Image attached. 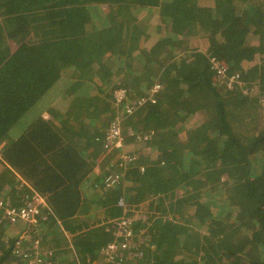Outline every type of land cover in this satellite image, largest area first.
I'll list each match as a JSON object with an SVG mask.
<instances>
[{
  "label": "trees",
  "instance_id": "16d2710c",
  "mask_svg": "<svg viewBox=\"0 0 264 264\" xmlns=\"http://www.w3.org/2000/svg\"><path fill=\"white\" fill-rule=\"evenodd\" d=\"M164 26L168 40L159 38ZM204 36L198 51L193 42ZM143 41L154 44L136 54ZM174 42L189 44V55ZM157 84L155 103L126 119L123 147L106 149L124 109L116 92L136 102ZM0 170V198L10 206L33 203L36 193L46 203L37 227L22 222L10 236L0 225V264L26 236L45 254L65 246L62 264H92L122 218L137 233L122 254L141 259L123 264H264V0L212 8L198 0H0ZM114 174L120 182L109 187ZM134 174L136 192L123 194ZM174 191L184 194L181 215L169 219L166 206L141 234L147 225L128 204L155 209V197ZM98 211L115 218L74 255L65 232Z\"/></svg>",
  "mask_w": 264,
  "mask_h": 264
},
{
  "label": "built area",
  "instance_id": "2783aa9c",
  "mask_svg": "<svg viewBox=\"0 0 264 264\" xmlns=\"http://www.w3.org/2000/svg\"><path fill=\"white\" fill-rule=\"evenodd\" d=\"M220 68L226 71L224 67ZM232 80L234 81V79ZM231 81L229 82L230 87L233 86ZM160 88L161 85L157 84L150 92H147L148 94L145 97H142L136 102L135 100H131L126 103H124L126 94L125 89L116 92L118 105H121L124 109L122 111L118 110L116 117L110 123L105 140L106 149L123 147V131L126 119L134 114L139 107L143 106L146 102L152 101L155 103L154 96ZM125 157L127 156L125 155ZM119 180L120 178L117 174L109 175L106 177L105 183L109 187H114L120 182ZM44 205H46V203L43 197L38 193H36L35 201L33 203L21 206H10L5 199L0 198V225L4 227L7 226V229H11V227H17L20 226L22 222H26L29 224V229L37 227L42 212L41 206ZM116 226H114L115 235L113 239L108 242L102 250V254L105 256L104 264H123L131 258H135L133 255L127 254L124 256L122 254L124 251H129L127 249L133 244L131 241L133 242V239L137 236V233L131 228V221L127 218H122ZM26 232H23L21 239L25 237ZM27 239L28 236L24 238L26 244L22 248L14 250L10 257L9 264H62L56 259V256L51 251L46 254L42 253L41 249H39L40 244L38 240L31 244ZM121 255H123V258L120 257Z\"/></svg>",
  "mask_w": 264,
  "mask_h": 264
},
{
  "label": "rangeland",
  "instance_id": "374dc122",
  "mask_svg": "<svg viewBox=\"0 0 264 264\" xmlns=\"http://www.w3.org/2000/svg\"><path fill=\"white\" fill-rule=\"evenodd\" d=\"M166 1V0H165ZM201 3H202V7H216V5H217V0H202L201 1ZM105 7V6H104ZM157 16H159L158 14H156L155 15V17H157ZM154 16H152V19H156ZM154 30H152V32H153ZM151 32V33H152ZM168 36H170L169 35V28L168 27H166V26H164V28H163V30H162V32H161V34L159 35V38H165V37H168ZM145 37H143L142 38V40L144 39ZM171 39H173V38H171ZM205 41V36H204V38L203 39H199V38H197V40H195L193 43H194V46L196 47V48H198L197 50L198 51H200V45H202V43ZM147 41H143V42H140L139 44H140V47H141V49L140 50H138V51H136V54H139L140 55V52L142 53V47H144V46H147ZM190 48V47H189ZM189 48H184V49H177V50H175V52H181V50L183 51L182 53H183V55L184 56H186V55H189V52H190V49ZM189 51V52H188ZM62 56V55H61ZM59 60L61 61V58H59ZM62 60H63V56H62ZM64 75L66 76V77H68L69 76V74L71 73V68H67V70H65L64 72ZM70 78V77H69ZM245 92H246V90H245ZM95 95H97L98 97H99V95L98 94H95ZM94 96V95H93ZM32 116V115H31ZM46 116H48V114L46 115ZM29 120V117H27L26 118V121H28ZM26 121H22V122H20L18 125H23ZM192 129V127H191V125H189L188 127H187V131L189 132L190 130ZM170 138V137H169ZM134 157H136L137 158V156H134ZM96 172H97V174H99L100 172H101V170H100V168L99 167H96ZM1 171V170H0ZM198 179H200V177L198 178ZM197 176H195L192 180H195L196 182H193V184H196L197 183ZM132 180V185L131 186H128V182H127V180H123V182H122V193L123 194H125V193H127V192H129V190H131L132 191V193H135L136 191H135V186L138 184V176L137 175H133V176H131L130 177V181ZM203 180H204V178H203ZM226 181V179H224V178H222L220 181H216V182H219L218 184L219 185H221L223 182H225ZM214 185H215V183H207V188H212V187H214ZM131 187L133 188V189H131ZM21 188V186L19 187V189ZM130 188V189H129ZM176 190H178V189H176ZM179 191V190H178ZM178 191H174V192H171V193H169L168 195H161V196H157V197H155V200H156V202H155V206H159L158 208H155V209H150V206H149V201H142V202H135L134 200H133V202H131V203H129L128 204V209L129 208H131L132 210H134V212H135V214L137 215V218L138 219H142V222H144V224L145 225H147V226H144V227H142V228H140L139 229V232H141L142 234H144V233H147V234H149L148 232V229H149V226L152 224H154L156 221H158L159 219H162V218H164L165 216H164V213H160V212H163V210H165L166 209V206H167V210H168V216H169V219H175V217H179L180 215H181V212L179 211V209H180V205L178 204V198H180V197H182V196H184V194L182 193H179ZM3 192V191H2ZM17 192H18V190H17ZM3 194H5V192H3ZM165 196H167V198L165 199V202H164V198H165ZM160 201H162V205H160L159 204V202ZM146 204V205H145ZM114 212H116V211H113V209H112V211H111V213L109 214V215H112V214H114ZM193 212L192 211H186V215L188 214V216L189 217H187L186 219H191L190 217H193L192 214ZM92 215H95V217H93V218H91L90 220H88V223L87 224H82V227L81 228H79V229H89L90 227H96V226H99L100 224H102V223H104V220H102L101 218L103 217V215H101V212L100 211H98L97 212V214L96 213H91ZM43 218H44V216L43 215H41L40 216V220H43ZM49 218H50V220H55V217H54V215L53 214H49ZM56 220H58L59 221V219H57L56 218ZM192 221V220H191ZM193 221H195V218H193ZM3 227V226H2ZM6 228V232L7 233H9V235L10 236H14L15 234H14V232H13V230L12 229H7V226L5 227ZM16 228H18V227H16ZM63 229V228H62ZM61 229V230H62ZM19 229H15V231H18ZM63 231V230H62ZM81 231V230H80ZM64 232V231H63ZM77 232H78V229L76 230V231H73V232H71V231H67V235H68V238H71L72 239V235H75V234H77ZM206 232H208L207 231V229H201V233H206ZM8 235V234H7ZM74 244V246L76 247V249H77V246H79V245H75V242L73 243ZM63 249H66V247L64 246L63 247ZM63 256L65 257L66 256V254H63ZM131 261H139V260H141V259H139V258H137V257H135V258H131L130 259ZM59 261V260H58ZM135 264V263H134Z\"/></svg>",
  "mask_w": 264,
  "mask_h": 264
},
{
  "label": "crops",
  "instance_id": "0c3cea01",
  "mask_svg": "<svg viewBox=\"0 0 264 264\" xmlns=\"http://www.w3.org/2000/svg\"><path fill=\"white\" fill-rule=\"evenodd\" d=\"M201 1L202 0H198V5H199V7L200 8H212V7H202L201 5H202V3H201ZM155 17V16H154ZM156 19H152V21H151V26H150V28H149V31L150 30H155L156 29V27H157V25L159 24V22H160V20L158 19L159 18V16H157V17H155ZM166 39L168 40V39H170V37L168 36V37H166ZM155 41V40H154ZM154 41H150V42H148V47H150V46H152L153 44H154ZM175 41V40H174ZM174 43H176V46L174 47V48H177V49H180L181 47H182V49H184V48H189L190 46H189V44H187V43H184L183 44V46H179L178 45V43L177 42H174ZM142 52L143 53H145V54H147L148 53V50H145V49H142ZM73 68H71V73H73V70H72ZM70 73V74H71ZM112 218H115V217H111L110 219H108V220H105L104 218L102 219V220H104V223H102V224H105V223H109V222H111L112 221ZM60 223V222H59ZM102 224H100V225H102ZM51 225H52V221L50 220L49 222H48V224H46V229H48V228H50L51 227ZM61 225V228H63L62 227V224H60ZM99 225V226H100ZM96 227H98V226H96ZM95 227V228H96ZM94 227H90L89 229H79L78 228V232H77V234H75V235H72L73 237H72V239L71 238H69V242H70V246H71V249H72V252H73V254L74 255H77V253H76V248H75V246H74V241H73V238H74V236H76V235H80V236H85L84 238H83V240H78V244L77 245H79V246H82L83 244H84V242L85 241H88V240H93V239H97V235L98 234H101V230L99 229V228H97V230H92V229H95ZM115 227H112L111 229L113 230ZM64 229V228H63ZM77 230V229H76ZM75 230V231H76ZM81 230V231H80ZM108 230H110V229H108ZM95 231H97V232H95ZM71 232H73V231H71ZM66 233V235H67V231L65 232ZM114 235H115V231H114V234H112L111 236H112V238H111V240L113 239V237H114ZM67 237H68V235H67ZM27 240H31V238L30 237H28V239ZM36 240H38V239H36ZM110 240V241H111ZM109 241V242H110ZM107 244H105L104 246H103V248L106 246ZM103 248H102V250H103ZM65 249H63V248H60L59 250H57V253L56 252H52L55 256H56V259L58 260L59 258H61V254H60V252H62L63 251V254H65V251H64ZM102 250H101V252H100V256L98 255V259H96V260H94L93 261V263L92 264H100L99 263V260H100V258L102 259V264H104L105 263V256L102 254ZM59 253V254H58Z\"/></svg>",
  "mask_w": 264,
  "mask_h": 264
}]
</instances>
